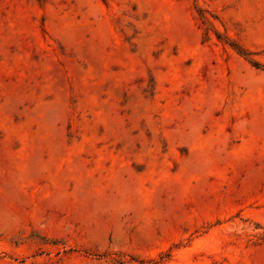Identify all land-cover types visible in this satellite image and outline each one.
Listing matches in <instances>:
<instances>
[{
  "label": "rangeland",
  "instance_id": "1",
  "mask_svg": "<svg viewBox=\"0 0 264 264\" xmlns=\"http://www.w3.org/2000/svg\"><path fill=\"white\" fill-rule=\"evenodd\" d=\"M0 264H264V0H0Z\"/></svg>",
  "mask_w": 264,
  "mask_h": 264
}]
</instances>
